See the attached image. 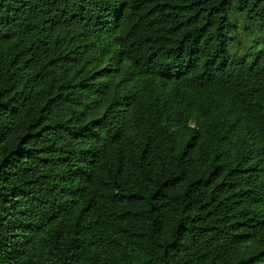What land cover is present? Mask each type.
I'll list each match as a JSON object with an SVG mask.
<instances>
[{
	"label": "trees",
	"instance_id": "1",
	"mask_svg": "<svg viewBox=\"0 0 264 264\" xmlns=\"http://www.w3.org/2000/svg\"><path fill=\"white\" fill-rule=\"evenodd\" d=\"M0 264H264V0H0Z\"/></svg>",
	"mask_w": 264,
	"mask_h": 264
},
{
	"label": "rangeland",
	"instance_id": "2",
	"mask_svg": "<svg viewBox=\"0 0 264 264\" xmlns=\"http://www.w3.org/2000/svg\"><path fill=\"white\" fill-rule=\"evenodd\" d=\"M235 17H238V14H233ZM237 38L241 40V44L238 45L235 44L238 47H246L253 43L254 40H256V34L254 32H246L242 29H240V32L237 35ZM242 49V48H241Z\"/></svg>",
	"mask_w": 264,
	"mask_h": 264
}]
</instances>
